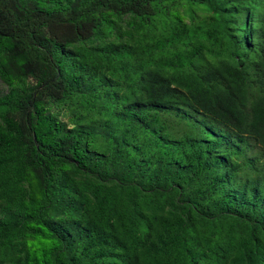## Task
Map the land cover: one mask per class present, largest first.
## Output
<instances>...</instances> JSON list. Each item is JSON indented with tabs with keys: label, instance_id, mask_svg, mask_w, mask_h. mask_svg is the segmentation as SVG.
I'll list each match as a JSON object with an SVG mask.
<instances>
[{
	"label": "trees",
	"instance_id": "trees-1",
	"mask_svg": "<svg viewBox=\"0 0 264 264\" xmlns=\"http://www.w3.org/2000/svg\"><path fill=\"white\" fill-rule=\"evenodd\" d=\"M0 264H264V0H0Z\"/></svg>",
	"mask_w": 264,
	"mask_h": 264
}]
</instances>
